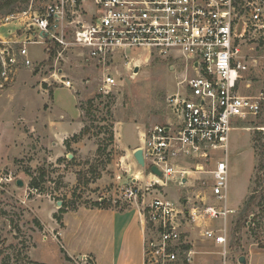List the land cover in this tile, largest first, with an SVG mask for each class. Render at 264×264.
I'll return each mask as SVG.
<instances>
[{"label": "built area", "instance_id": "built-area-1", "mask_svg": "<svg viewBox=\"0 0 264 264\" xmlns=\"http://www.w3.org/2000/svg\"><path fill=\"white\" fill-rule=\"evenodd\" d=\"M2 24L15 27L7 32L9 47L1 51L0 89L17 72L19 57L25 67L33 66L28 46L39 42L49 55L54 50V82L69 90L74 83L63 65L71 51H80L81 59L102 73L104 95L117 85L116 65L135 75L134 69L153 57L185 63L176 93L167 99L171 122L140 134L149 181L116 175L119 196L111 204L135 205L144 217V264H192L197 253L189 228L206 219L226 220L231 211L214 206L187 211L165 189L186 183L190 173L197 182L208 175L201 183L210 186L211 197L227 201L231 133L241 121L264 112V94L244 96L239 87L249 69L247 38L254 33L264 41V0H31L27 10L0 18ZM14 45L21 46L17 53ZM190 163L193 172L184 165ZM152 167L162 177L151 173ZM201 234L223 248L226 260L227 227Z\"/></svg>", "mask_w": 264, "mask_h": 264}, {"label": "rangeland", "instance_id": "rangeland-1", "mask_svg": "<svg viewBox=\"0 0 264 264\" xmlns=\"http://www.w3.org/2000/svg\"><path fill=\"white\" fill-rule=\"evenodd\" d=\"M30 4L31 0H21L10 12L0 10V18L21 13ZM13 27L0 25V76L1 51L9 47L7 32ZM20 47L14 45L12 51L17 53ZM46 47L40 42L29 45L33 66L25 67L23 59L19 57L17 72L11 75L10 83L0 89L1 103L11 107L9 113L0 114V140L4 120L5 123L11 120L18 133L16 140L13 137L14 145L7 146L3 155L0 154V264H42L39 261L65 264L58 236L50 227L61 225L57 217L62 215V206L67 211L79 206L96 207L105 199L110 208H117L112 206L111 201L119 196L116 175L120 173L128 181L137 176L143 184L147 183L149 171L134 159V153L140 147V134L155 125L171 122L167 99L176 93L185 66L181 60L153 57L148 64L141 63L138 72L133 75L123 64L116 65L119 71L117 85L109 95H104L99 91L102 73L86 64L80 57V51H71L68 62L63 65L67 77L74 83V89L70 91L54 82L51 56ZM244 52L249 69L241 75L240 93L244 96H261L264 94V41L259 39L258 34L251 33L245 42ZM56 91L61 107L60 110L54 109L55 118L59 119L61 113L77 116L74 97L81 112L80 123L70 129L73 133L65 140L64 148L55 146L59 139L43 131L45 124L39 114L50 112ZM27 99L31 101L26 108L29 120L17 113ZM89 101H93L94 120L86 117L90 110ZM110 125H113L115 134L112 144L108 140L107 129ZM77 126L80 130L74 131ZM85 126H90V135L75 141L74 136L80 135ZM100 146L102 153L98 151ZM262 163L264 112L258 117L241 121L231 133L229 195L226 202L211 197L210 186L201 183L209 180L208 175L200 176L202 180L197 182L198 176L193 173L189 174L186 183L168 186L165 189L167 197L180 201L187 211L193 207L202 210L207 206L221 211L227 205L231 210V201L245 203L251 191L257 187L256 183L261 182L260 200L264 194V170L259 172ZM184 165L189 166L187 170L190 172L195 171L193 163ZM43 173L40 188L33 189L32 181L40 179ZM11 177L12 181H9ZM18 180L25 183L24 187L17 186ZM60 202L62 206L58 205ZM244 203L238 209H232L226 220L206 219L200 221L199 226L194 225L195 229L189 228L191 247L197 253L193 256L192 264H240L241 257H250L247 264H264V225L261 228L253 226L251 230L249 225L244 226L245 220L241 219ZM252 211L258 213L260 209L252 208ZM253 216L249 217L250 221ZM224 227H227L228 240L226 260L223 248L201 234L202 229L218 231ZM79 264L92 262L83 260Z\"/></svg>", "mask_w": 264, "mask_h": 264}, {"label": "crops", "instance_id": "crops-1", "mask_svg": "<svg viewBox=\"0 0 264 264\" xmlns=\"http://www.w3.org/2000/svg\"><path fill=\"white\" fill-rule=\"evenodd\" d=\"M57 92L54 93L51 107L48 106L53 111L49 108L48 114H39L45 124L43 131L48 136L59 139L58 143H54L55 146L64 148L65 140L73 133V130L70 129L74 124L80 123L81 112L78 108L77 99L74 97L77 116L71 117L61 113L58 116L59 119L55 118L54 109L60 110L61 107L57 100ZM1 97L0 114L9 113L11 107H8L6 103H1ZM30 104L31 101L24 100L17 110V113L22 115L25 120L30 119L26 110ZM1 128L0 154L3 155L7 146L14 145L18 133H16L14 123L11 120L6 123L5 120L2 121ZM77 129L78 126L74 131H79L80 127ZM148 180L149 177H146V181ZM243 203L244 201L239 204L231 201L230 207L238 209ZM225 207L227 208L228 205ZM232 209L227 208L229 211ZM50 227L58 236V244L61 247L65 264H79L84 257L91 260L92 264H144L145 220L135 205L123 209L79 206L63 215L59 227ZM246 259L248 261L250 257ZM39 262L46 264L42 261Z\"/></svg>", "mask_w": 264, "mask_h": 264}, {"label": "trees", "instance_id": "trees-1", "mask_svg": "<svg viewBox=\"0 0 264 264\" xmlns=\"http://www.w3.org/2000/svg\"><path fill=\"white\" fill-rule=\"evenodd\" d=\"M19 3H21V0H0V10H4V11L7 10L10 12L14 8H16ZM52 52H54V50H52ZM52 52L50 53V55L53 54ZM52 57L53 56L51 55L50 63L52 61ZM92 103H93V101H89V103H88V105H89L88 109H90V110L87 111L86 117L89 120H91L92 118H93V120L95 119V116H93V112H92V109H93ZM107 130H109L108 131L109 143L112 144L115 141V134H114L113 125H110ZM90 133H91L90 126H85V128L83 129V131L81 132L80 135L74 136V140L78 141V140L90 135ZM102 150L103 149L100 146L98 151L100 153H102L101 152ZM263 170H264V163H262L261 170L259 172H262ZM259 172L257 173V175L259 174ZM99 177H101V176L99 175ZM43 180H44V173L41 174L40 179H34L32 181L31 187L35 190H38L40 188L41 182ZM256 184H257V187L253 191H251L250 195L245 200L244 207H243V213H242L243 215H241V219L245 220L244 226L249 225L248 227L250 230L253 229V226H254V228H261L264 225V194L261 196L260 200H258L259 188H262L263 184L261 182H258ZM96 207H98V208H110L111 205L110 204L108 205V203L106 201H104L103 203L99 202ZM252 208L260 209V211L258 213L254 212V211H252ZM60 210H61L60 213L62 215H64L67 212V209H64V206H62V208ZM62 215L60 217H57L59 222H61V220H62ZM251 215H254V216H253V219L250 221L249 217Z\"/></svg>", "mask_w": 264, "mask_h": 264}, {"label": "water", "instance_id": "water-1", "mask_svg": "<svg viewBox=\"0 0 264 264\" xmlns=\"http://www.w3.org/2000/svg\"><path fill=\"white\" fill-rule=\"evenodd\" d=\"M138 68H136V73L138 72ZM70 158L72 159L73 156H70ZM134 159L136 160L137 164L139 166H141L143 169H146V164H145V158H144V152L142 148H139L135 151L134 153ZM150 172L153 173L154 175H157L159 177H162V173L156 168V167H152L150 169ZM186 182V181H185ZM25 183L22 180H18L17 181V186L19 187H24ZM185 204H187V201H185ZM59 206H62V203H58ZM240 264H247V259L245 257H241L239 260Z\"/></svg>", "mask_w": 264, "mask_h": 264}]
</instances>
